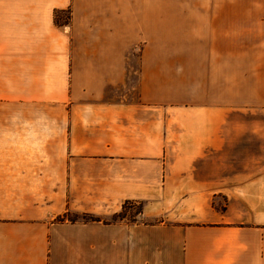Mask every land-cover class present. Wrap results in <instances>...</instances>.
<instances>
[{
	"label": "crops",
	"instance_id": "crops-1",
	"mask_svg": "<svg viewBox=\"0 0 264 264\" xmlns=\"http://www.w3.org/2000/svg\"><path fill=\"white\" fill-rule=\"evenodd\" d=\"M263 83L264 0H0V264H264Z\"/></svg>",
	"mask_w": 264,
	"mask_h": 264
},
{
	"label": "rangeland",
	"instance_id": "rangeland-1",
	"mask_svg": "<svg viewBox=\"0 0 264 264\" xmlns=\"http://www.w3.org/2000/svg\"><path fill=\"white\" fill-rule=\"evenodd\" d=\"M135 67H137V57H136V54L134 53V54H132V70H134ZM137 86H138V76L136 74L132 73V79L128 82V84L126 86L114 87V88L110 89V91L108 92V97L114 98L116 100L118 98H122V97L135 100V99H137V92H138ZM263 87H264V83H263ZM240 157H242V156H240ZM224 165H225V163L221 164L222 171H224ZM247 165L257 166V165H264V164L263 163H256V162H246L244 160H241V161L239 160V161H235L232 163V169L231 170L240 171L242 167H244V166L246 167ZM225 198H226V196L223 195L222 198H220L218 200L219 206H223L225 204V201H226ZM136 210H138V208H135V209L130 208L127 211L126 216L128 218L127 219L128 222H134L132 220H136V221H143L144 220L142 218V214H138ZM117 213H119V212H114L113 210H110L107 213L100 215V217L103 220L112 221L113 218L116 217L115 215ZM70 217L76 218L79 221H83V213H80V212L71 211ZM56 220H57V218H56Z\"/></svg>",
	"mask_w": 264,
	"mask_h": 264
},
{
	"label": "trees",
	"instance_id": "trees-1",
	"mask_svg": "<svg viewBox=\"0 0 264 264\" xmlns=\"http://www.w3.org/2000/svg\"><path fill=\"white\" fill-rule=\"evenodd\" d=\"M138 205V206H137ZM143 207H144V203L142 201H135V200H126L123 205H122V209L119 213H117L115 216V218H113L112 221H106L103 220L100 216L91 214V213H83V221L85 222H105V223H112V222H116L118 220H122V219H128L126 216L127 211L132 208H138L137 213L138 214H142L143 213ZM71 211H67L62 215H59L57 217V221L59 222H63V221H71V222H76L78 221V219L76 218H71L70 217ZM132 221H136V220H132Z\"/></svg>",
	"mask_w": 264,
	"mask_h": 264
}]
</instances>
